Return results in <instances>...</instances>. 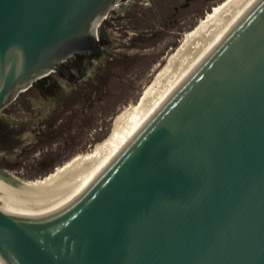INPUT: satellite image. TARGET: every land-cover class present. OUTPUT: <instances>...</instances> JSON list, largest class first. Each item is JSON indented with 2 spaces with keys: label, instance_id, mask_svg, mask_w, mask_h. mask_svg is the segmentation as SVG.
<instances>
[{
  "label": "water",
  "instance_id": "obj_1",
  "mask_svg": "<svg viewBox=\"0 0 264 264\" xmlns=\"http://www.w3.org/2000/svg\"><path fill=\"white\" fill-rule=\"evenodd\" d=\"M125 1L0 0V111L98 53ZM0 264H264V0H241L72 194L43 204L0 186Z\"/></svg>",
  "mask_w": 264,
  "mask_h": 264
},
{
  "label": "rangeland",
  "instance_id": "obj_2",
  "mask_svg": "<svg viewBox=\"0 0 264 264\" xmlns=\"http://www.w3.org/2000/svg\"><path fill=\"white\" fill-rule=\"evenodd\" d=\"M222 1L116 5L100 24L109 43L90 65L72 69L69 78L52 73L0 111V168L32 184L59 180L69 168L53 174L56 166L95 151L125 128L155 79L153 70Z\"/></svg>",
  "mask_w": 264,
  "mask_h": 264
},
{
  "label": "bare ground",
  "instance_id": "obj_3",
  "mask_svg": "<svg viewBox=\"0 0 264 264\" xmlns=\"http://www.w3.org/2000/svg\"><path fill=\"white\" fill-rule=\"evenodd\" d=\"M240 2L241 0H223L212 7V13H206L202 24L197 25L192 31L184 32L179 48H173L168 53L169 57L165 56L163 63L158 64L153 70L155 79L146 92L144 93L145 90L142 92L140 101L137 99L139 103L131 110L125 128L115 131L95 151L89 150L82 154V157L56 166L53 174H61L62 170L66 171L69 168L59 180L51 184H32L3 169L5 173L0 174V186L46 204L63 200L93 176L101 173L149 122L154 115L156 104ZM168 59L170 60L167 62Z\"/></svg>",
  "mask_w": 264,
  "mask_h": 264
},
{
  "label": "flooded vegetation",
  "instance_id": "obj_4",
  "mask_svg": "<svg viewBox=\"0 0 264 264\" xmlns=\"http://www.w3.org/2000/svg\"><path fill=\"white\" fill-rule=\"evenodd\" d=\"M106 19V18H105ZM104 19V20H105ZM104 20L102 22H104ZM101 22V23H102ZM100 23V24H101ZM109 43L108 37L106 35V38H100L98 44L100 46H102L101 49H99L98 53H93L90 55V58L88 59V57L84 54H80V55H73L71 56V58L69 57V59L67 60V62H65L63 64L65 70L61 71L60 73H56V74H62L65 78H69L71 73L73 72L72 69L76 70V72L79 71V67H84L85 64H91L93 62V59L99 55L100 53L103 52L104 48L103 45ZM44 80V79H43ZM45 80H49V78H45Z\"/></svg>",
  "mask_w": 264,
  "mask_h": 264
},
{
  "label": "built area",
  "instance_id": "obj_5",
  "mask_svg": "<svg viewBox=\"0 0 264 264\" xmlns=\"http://www.w3.org/2000/svg\"><path fill=\"white\" fill-rule=\"evenodd\" d=\"M128 1H132V2H138L140 5H142V6H149V4H150V0H127V1H125V2H128ZM125 2H123V3H125ZM118 4H120V3H117V4H115L111 9H113L116 5H118ZM110 9V10H111ZM109 10V11H110ZM108 11V12H109ZM108 12H107V14H108ZM107 14H106V16H105V18L107 17ZM104 18V19H105Z\"/></svg>",
  "mask_w": 264,
  "mask_h": 264
}]
</instances>
